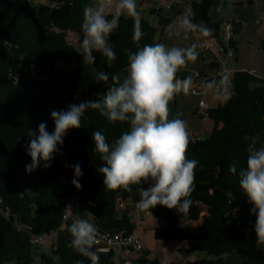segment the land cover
Masks as SVG:
<instances>
[{"label": "trees", "instance_id": "trees-1", "mask_svg": "<svg viewBox=\"0 0 264 264\" xmlns=\"http://www.w3.org/2000/svg\"><path fill=\"white\" fill-rule=\"evenodd\" d=\"M48 1L38 11L29 0H0V264H91L68 246L71 219L64 218L69 215L65 206L71 203V215L81 218L93 213L92 222L103 231L132 233L137 230L136 224L128 209L116 208V201H139V187L149 186L133 185L131 191L105 188L103 175L97 171L103 161L94 150L92 133L100 130L112 144L129 126L110 123L91 109L82 117L79 129L69 130L51 167L45 168L41 162L35 171L26 172L25 166L31 164L26 148L29 129L36 130L46 122L52 132L51 111L98 99V94L112 84V74L121 79L127 74L129 51L160 43L158 37L172 20L165 11H151L150 16L159 19V26L141 18L143 36L136 41L133 19L121 16L109 40L117 57L112 66L99 52L94 53L95 64L85 66L82 51L62 34L82 33L83 9L92 0ZM248 3L253 5L254 0ZM217 5V0H199L191 9L192 21L211 28V37L220 41L222 25L210 19V11ZM231 44L237 52L236 42ZM217 66L212 65L214 69ZM99 71L109 74L108 82H96ZM212 80L219 82V77ZM231 86L230 99L205 116L213 123L210 135L190 138L187 149V158L198 161L187 214L197 218L200 204L207 213L199 226L159 227L154 233L158 242H189L193 251L209 257L187 264H230L224 258L229 254L238 255L242 264H264V246L257 245L252 205L239 185V171L246 166L249 144L254 142L261 148L264 142V78L237 71ZM63 160L81 165L79 182L88 207L76 201L65 183ZM233 163L237 166L235 175L229 172ZM8 209L10 216L6 217L3 212ZM149 211L170 223L175 209L158 205ZM39 235L55 236L51 255L32 243L31 238ZM93 251L100 257L99 264H115L113 251L100 253L95 246ZM144 255L147 264H161L158 259L150 260L149 252Z\"/></svg>", "mask_w": 264, "mask_h": 264}, {"label": "clouds", "instance_id": "clouds-1", "mask_svg": "<svg viewBox=\"0 0 264 264\" xmlns=\"http://www.w3.org/2000/svg\"><path fill=\"white\" fill-rule=\"evenodd\" d=\"M123 15L133 19V39L139 41L143 31L137 0H92L84 7L80 48L85 66L95 64L94 53L97 52L107 58L109 67L112 66L117 57L109 40ZM190 34L207 38L212 36L213 30L185 16L169 33L184 40H188ZM199 47L197 43L186 47L156 43L146 44L136 52L129 51L127 74L123 79L112 74V84L106 92L98 94V99L69 104L67 110L51 111L52 132L47 130L46 122H41L36 130L29 129L26 148L31 164L25 166L26 172L35 171L41 162L45 168L51 167L59 152L58 146H63L69 130L81 127L87 110H97L110 123L129 126L112 144L100 130L92 133L94 150L103 161L97 171L103 175L105 188L131 191L133 185L148 184L147 188L139 187V209L149 210L159 205L187 213L198 161L187 158L191 138L187 121L180 118V113L169 119V105L177 94L187 95L192 89V77L180 79L177 73L197 60ZM95 80L108 82L109 74L96 72ZM203 87L214 90V98L221 102L230 99L226 87L222 91L215 80L206 82ZM247 153L246 166L239 171V185L252 205L257 245L264 246V147L257 148L254 142L250 143ZM70 167L74 171L71 183L81 190V165ZM229 172L237 174L235 163L229 166ZM72 208L71 203L65 206L69 213L65 219H71L67 227L71 236L68 246L87 257L91 264H99L100 257L93 251L98 237L97 227L91 220L93 213L81 218L71 215ZM77 264L82 262L77 261Z\"/></svg>", "mask_w": 264, "mask_h": 264}, {"label": "crops", "instance_id": "crops-1", "mask_svg": "<svg viewBox=\"0 0 264 264\" xmlns=\"http://www.w3.org/2000/svg\"><path fill=\"white\" fill-rule=\"evenodd\" d=\"M32 5L39 1L43 6H47L49 4L48 0H29ZM199 0H178L175 1L173 8L166 12V14L172 18L171 23L164 29V31L158 37L160 43L165 44L168 47L177 46V47H186L191 45L192 43L201 44L203 42H211L213 46L208 49H201L199 47V56L195 62H189L186 67L182 68L178 73V78L183 79L188 76H191L192 79L195 74H215L217 73L219 76V84L224 80H231L234 77V73L237 71H250L260 77L264 78V73H260L258 69L253 68L251 70L241 67L240 65H229L231 59L234 57H227L224 52V46L221 44L219 40L214 37H201L198 34H190L188 40L182 39V37L170 36V30L174 28L178 22L183 19L185 16H189L191 19L192 16V3ZM260 0H254V4L252 6L256 7L259 4ZM164 0H137L138 11L140 12V16L143 19L150 20L155 26H159V19L152 18L150 16V12L155 10V7L158 4H162ZM238 5L242 6V0H238ZM35 6V5H34ZM33 6V7H34ZM218 10H221V3L218 1V5L216 6ZM35 10L38 8L34 7ZM210 13V19L215 23H223L225 21H233L235 22V33H234V41L236 42V48L238 53V34L239 29L241 27L247 28L248 23L242 22L241 15L233 17L232 19H225L224 16H220L219 19L212 17ZM128 17L127 15H123ZM73 42H79L82 37V33L79 34H70ZM222 35V31L220 36ZM71 40V41H72ZM77 46V45H75ZM78 49L81 50L80 46H77ZM82 51V50H81ZM213 63L218 64L217 68L214 69L212 67ZM229 63V64H228ZM261 74H257V73ZM232 81V80H231ZM198 83L193 80L194 88ZM223 88V87H222ZM223 91V90H222ZM231 92V91H230ZM215 93L212 90H208L207 94L203 97L192 94H177L172 103L170 105V115L169 119H172L176 116L177 113H180V118L184 119L188 123L189 132L191 134V138H200L204 136H209L212 129L213 123L208 119V117L201 116L198 112V106L201 99H204L210 106V109L217 108L222 102L214 98ZM262 147H264V142ZM128 208L129 214L133 218V222L136 224L137 231L141 237V241L145 247V250L149 252V259L154 260L158 259L161 264H187L189 261L201 260L209 258L204 253L195 252L191 249V244L189 242H180V241H170L167 244L163 242L153 241L155 246L151 244V237L155 233V229L159 227H185V226H199L201 224V218L203 215L207 213V208L200 204V215L197 218H192L187 213H179L175 209L173 213V217L171 222L169 223L163 217H159L156 215H145L143 213L135 212V210L129 206ZM48 237V236H47ZM51 238L50 243L53 245V236H49ZM45 241V240H44ZM171 244H175L172 246ZM178 252L180 253V257H178ZM140 257L139 252L134 251L131 255V258L136 260ZM230 264H242V259L235 254H229L224 257Z\"/></svg>", "mask_w": 264, "mask_h": 264}, {"label": "rangeland", "instance_id": "rangeland-1", "mask_svg": "<svg viewBox=\"0 0 264 264\" xmlns=\"http://www.w3.org/2000/svg\"><path fill=\"white\" fill-rule=\"evenodd\" d=\"M217 1L221 3V10H218L216 6L213 7L210 11V13H212V17L219 19L220 16H224L225 19H232L233 17H236L238 13V15L242 16V22L248 23L247 28L241 27V29H239L237 40V46L239 50L238 53L235 51L234 58L231 59L230 64H228H235L237 66L240 65L241 67H245L249 70L256 68L260 73H264V0H260L259 4L256 5V7L250 5L248 3V0H242V6H239L240 4L238 5V0ZM33 6L38 8L39 10L43 7V5L39 1H36ZM62 35L67 40H69L70 43L80 46L79 42H73L71 35L65 33H63ZM62 66L69 67L68 65ZM231 80L228 81L225 79L222 83V90L226 87L227 93H230L232 89ZM62 162L65 168L64 173H62V177L64 178L65 183L74 193L76 201L81 206L85 208L88 207L89 201L86 198L83 190H77L71 183L72 179L74 178V172H72L73 169L72 167H70L71 164L69 162H65V160H63ZM154 239V235H152L150 240L152 241L151 244L153 246H155V244L153 243V241H155ZM50 240L51 238L46 236L43 245H41L42 250L47 255H51ZM171 245L174 246L175 244ZM179 255L180 253L178 252V257H180Z\"/></svg>", "mask_w": 264, "mask_h": 264}, {"label": "built area", "instance_id": "built-area-1", "mask_svg": "<svg viewBox=\"0 0 264 264\" xmlns=\"http://www.w3.org/2000/svg\"><path fill=\"white\" fill-rule=\"evenodd\" d=\"M174 0H164L162 4H158L155 7V11H170L174 6ZM222 35L220 38L221 44L224 46V52L227 57H234L235 50L232 47V41L234 40V33H235V22L233 21H225L221 24ZM213 44L211 42H203L200 44L201 49H208L211 48ZM218 74H195L193 77L194 82L198 83L194 88H192L189 94L198 95V96H205L208 90L204 89L203 85L210 81L213 78H218ZM218 85H220L217 82ZM221 90L222 86L220 85ZM214 93L215 91L212 90ZM210 110L209 104L204 100L201 99L198 112L201 116H206L208 111ZM1 203V202H0ZM138 201H133L131 199L124 200L122 198H118L116 201V208L119 210H127L131 206L135 212L143 213L145 215H152L149 210H141L137 207ZM1 210V208H0ZM6 217L10 216L9 209L3 212ZM66 216V215H65ZM64 216V218H65ZM98 237L97 242L94 245L97 248V251L100 253H109L114 252V262L115 264H147L146 257L144 253L146 252L145 247L141 241V237L138 231H134L129 233L127 231H117V232H107L100 229L98 226ZM45 240L44 235L33 236L31 241L33 244L36 245H43ZM134 251L139 252L140 257L136 260L131 258V255ZM150 264V263H149Z\"/></svg>", "mask_w": 264, "mask_h": 264}, {"label": "water", "instance_id": "water-1", "mask_svg": "<svg viewBox=\"0 0 264 264\" xmlns=\"http://www.w3.org/2000/svg\"><path fill=\"white\" fill-rule=\"evenodd\" d=\"M168 242H169V241H164L163 243H164V244H167Z\"/></svg>", "mask_w": 264, "mask_h": 264}]
</instances>
